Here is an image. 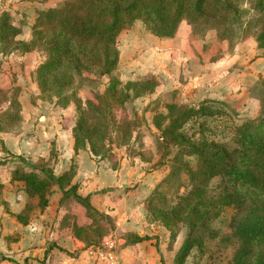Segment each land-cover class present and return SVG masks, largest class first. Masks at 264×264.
I'll list each match as a JSON object with an SVG mask.
<instances>
[{
  "label": "rangeland",
  "instance_id": "1",
  "mask_svg": "<svg viewBox=\"0 0 264 264\" xmlns=\"http://www.w3.org/2000/svg\"><path fill=\"white\" fill-rule=\"evenodd\" d=\"M63 1L0 0V13L8 11L15 25L23 27L26 23H34L42 10L56 7ZM243 8L248 11L244 15V21L254 22L257 16L251 5L246 4ZM192 26L195 36V42H191L193 48H189L186 42L182 53L174 50L176 54L172 52L171 56L167 51L168 46L158 44L153 31L140 20L121 31L118 36L120 62L113 74L124 83L130 79L154 77L159 80V86L153 94L132 99L124 105H114L115 121L109 119L107 141L113 151L99 163L101 168L98 173L92 170L96 174L102 172L106 176L104 178L112 183L114 171L124 169L122 173L127 175L130 184L123 190L130 193L131 200L144 202L142 210L148 213L149 222L155 221L150 214L155 208H169L177 202L180 195L189 190V178L183 170L177 169L179 165L185 164V161H190L193 166L197 163L195 157L176 159L177 147L167 144L161 136V130L153 123L156 113L167 112L166 106L172 102L199 106L202 101H206V105L216 111V114L193 119L184 126V132L194 138L215 140L233 148L236 147L238 130L264 115V49H259L252 37L241 41V34L233 25L210 27L199 19ZM30 27V24L23 27L26 33L24 37L31 35ZM223 31L231 38L221 40L220 34ZM162 54H167V60ZM45 56L44 47L28 53L15 51L7 55L0 54V182L5 181L0 187V198L2 200L5 195L15 207L21 203H30L31 207L24 211L27 215H36L40 209L34 202L37 200H30L24 193V183L11 180L13 171L24 166L26 171L35 169L44 177L45 172L59 175L65 168L71 165L77 168L78 164L77 156L70 148L72 128L79 119V112L75 102L68 108H62L55 101L46 99L40 91L36 70ZM218 58H225L219 69L222 74L220 79L209 75L208 78H212L210 83V80H206L198 85L194 80L204 75L200 62L205 65ZM152 63L159 64V67L153 68L155 66ZM109 78L82 72L76 76L72 90L76 91V96L85 104L86 100L94 99L104 92ZM14 97L18 101L16 106L10 105ZM82 153L83 156L86 155ZM83 179L88 183L92 177L84 176ZM144 180L151 183L146 188V194H143L144 190L137 189ZM221 185V178H214L211 190L215 191ZM48 190L51 195L54 193L52 197H56V192L60 193L55 185H50ZM115 191L113 188L98 190L100 194L105 192L112 198L116 196ZM70 207L65 206L60 211L57 209L55 225L51 221L56 214L55 208L49 209L53 214L47 224L45 220L42 222V229H45L41 231L43 239L49 238L57 245L56 234L63 236L62 238L66 236L63 234L66 230L60 231L57 223L58 218ZM77 208H73V211H77L83 221L84 212H78ZM234 213L233 207L224 209L212 223L213 232L207 234L203 248H194L186 264H232L239 245L230 226ZM85 216L87 222L84 225H88L90 219L86 212ZM110 217L113 224V217ZM105 223L111 225L106 221ZM165 229L166 255L163 261L175 264L176 254L187 237V227L184 224L177 226L175 240H172L170 231ZM3 233L4 228L0 223V237ZM55 247L66 254V248ZM3 249L5 247L0 240V263L7 260L11 264H19L13 247L6 252ZM22 261L29 264L27 260Z\"/></svg>",
  "mask_w": 264,
  "mask_h": 264
},
{
  "label": "trees",
  "instance_id": "2",
  "mask_svg": "<svg viewBox=\"0 0 264 264\" xmlns=\"http://www.w3.org/2000/svg\"><path fill=\"white\" fill-rule=\"evenodd\" d=\"M246 4L257 16L252 23L244 21ZM199 19L210 27L233 25L241 41L253 36L258 47L264 49V0H64L38 14L30 41L18 40L22 26L15 25L8 11L1 12L0 54L28 53L44 47L45 59L36 70L40 91L62 108L76 103L79 119L72 129L75 152L88 150L96 160L104 161L113 151L107 141L109 119L115 118L114 105L153 94L159 86L154 77L124 83L113 74L120 62L121 31L140 20L156 36L173 37L181 22L192 25ZM220 38L231 37L223 31ZM82 72L110 77L104 92L85 104L72 90L76 76ZM17 102L14 97L10 105L16 106ZM202 102L199 106L172 102L167 104V112L154 115L153 123L161 130L162 138L177 147L176 159L195 157L197 163L193 166L185 161L177 168L187 174L189 190L174 205L155 208L150 214L170 231L172 240L176 239L179 224L187 227V237L175 257V264H186L194 248H203L207 234L213 232L212 223L226 207H233L230 226L239 245L232 264H264V115L238 130L233 148L184 132V126L193 119L216 114L206 101ZM45 173L41 177L39 171H26L22 166L13 171L12 180L24 182L25 191L39 198L42 209L49 204L50 185L58 186L63 193L61 203L81 204L91 221L88 225L74 223L76 237L89 247L99 246L115 224L89 197L79 193V185L74 182L75 167L71 165L59 175ZM217 177L223 185L212 191L211 181ZM1 198L0 205L9 211ZM15 215L27 222L22 214ZM147 238L134 235L133 242Z\"/></svg>",
  "mask_w": 264,
  "mask_h": 264
},
{
  "label": "crops",
  "instance_id": "3",
  "mask_svg": "<svg viewBox=\"0 0 264 264\" xmlns=\"http://www.w3.org/2000/svg\"><path fill=\"white\" fill-rule=\"evenodd\" d=\"M27 24H30L31 31L33 23H26L23 27H25V25ZM23 27L22 32L17 36V39L23 41H30L32 38V31L30 33L31 35L24 37V34L26 33ZM193 33V26L187 23L186 21H183L173 37H158L155 34H153V36L154 38H159H155L158 44H162L166 47L168 46L167 51L171 56L172 52L176 54L174 50L182 53L183 51L181 50H183V48L185 47L186 42L188 43L189 48H193L191 46V42H195V36ZM249 37H252V39L255 41L253 36ZM221 40L226 41V39ZM255 44L257 45L256 41ZM192 52L193 54H195V51L193 49ZM162 55L164 56V59L167 60V54ZM219 59L220 58L216 59L213 62H206L205 65L202 64L203 62H200L199 65L201 66V68H203L202 71L204 75H201L199 79L196 78L194 80L198 83V85L203 84L206 80H210V78H208L209 75L211 77L216 76L218 80L220 79L219 77L222 74H220L221 72L219 71V69L221 67L220 65L223 63L222 61H225V58H222L220 60ZM208 61H210V59ZM152 64H154L155 66L153 68L159 67V64ZM215 69L216 71H214ZM211 81L212 78L209 83ZM71 104L68 105V107L71 106ZM72 138L73 140L71 142L70 151L77 156L76 159L78 160L77 168H75L76 170L74 182L80 183L79 193L83 196L89 197L92 204L101 212L108 213V215L112 216L115 224L114 230H116L123 236L124 243L119 250L117 264H167L163 261L166 255V229L159 223L158 225H155V223H157L156 221L150 220L151 222H149V220H147L148 213L142 210L144 202H142L141 200L133 201L129 197L130 193L124 192L123 188L129 186L130 184L127 180V175H124L122 173L124 172V169H121L118 172L114 171V177L111 183L110 180L104 178L106 176L103 175L102 172L100 174H96L101 168L99 164L101 163V161L96 160L88 150H80L76 154L74 149V137ZM82 152L86 153V155L83 156ZM84 164H88V166ZM68 169L69 168H65L62 172ZM92 169H94L96 173ZM88 171H90L91 173ZM84 176L92 177V180L88 181L87 183L83 179ZM0 183L4 184L5 181H1ZM148 185H151V183H149V181L144 180L138 186L137 189L144 190L143 194H146V188ZM105 188H113L114 190H116V196L112 198L111 195L104 194L105 192H101L102 194L98 192V190ZM58 190H60V193L56 192V197H52L54 193L53 195L50 194L48 196L49 204L44 209L39 206L38 197H31L24 190V193L27 195V197H29L30 200H37L34 202H36V206L39 207L40 211L36 215L32 213L31 215H27L24 212L26 209L31 207L30 203H21L20 205L15 207L11 200L5 197L4 195L3 200L6 201L10 209L8 211L5 205H0V223L4 228V233L0 237V240L2 242V245H4L5 247V249H3L4 252L13 247L14 252L16 253L15 259L19 261V264H25L22 260H27L29 264H102L96 259L94 255L90 254V247L87 246L83 240L79 239L74 234L73 226L75 222L79 225H84L87 222V218L85 216L86 209L77 202L62 204L61 198L63 196V193L59 187ZM65 206L70 207V209H68V211L66 209V213H63V215L58 218L59 222L57 224L60 231L66 230V233H63L66 236L62 238L63 236H58L56 234L55 242L58 241L56 245L55 243H53V241L51 242V239L49 238L43 239L41 231H45V229H42L44 228L42 222L45 220V223L47 224V220H50V217H52L53 213L49 211V209L55 208L56 212L57 209H59L60 211L61 208ZM75 207H78V212H84L85 219L83 221L80 220L77 211H73V208ZM15 214H22L27 220V222H21ZM57 214L58 213L56 212V214H54L53 218L51 219L52 223L54 222V225L56 224L55 218ZM36 221H40V223H36ZM90 223L91 221L88 224ZM134 235H139L141 237L149 235V238L133 242ZM11 236L14 237V239L8 238ZM55 246H61V248H66L64 249L66 250V254L61 252L60 249L57 250V247ZM0 264L11 263L7 262V260H2Z\"/></svg>",
  "mask_w": 264,
  "mask_h": 264
},
{
  "label": "built area",
  "instance_id": "4",
  "mask_svg": "<svg viewBox=\"0 0 264 264\" xmlns=\"http://www.w3.org/2000/svg\"><path fill=\"white\" fill-rule=\"evenodd\" d=\"M123 243V236L113 230L99 246H91L89 252L102 264H117L118 253Z\"/></svg>",
  "mask_w": 264,
  "mask_h": 264
}]
</instances>
